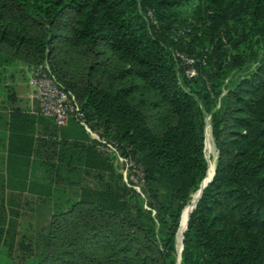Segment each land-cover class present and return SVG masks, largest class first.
Segmentation results:
<instances>
[{
  "label": "trees",
  "instance_id": "16d2710c",
  "mask_svg": "<svg viewBox=\"0 0 264 264\" xmlns=\"http://www.w3.org/2000/svg\"><path fill=\"white\" fill-rule=\"evenodd\" d=\"M262 41L264 0H0V68L47 63L92 130L142 172L146 198L108 183L121 182L111 158L75 119L60 128L4 105L0 254L20 241L24 264H178L183 210L209 175L207 114L217 171L181 264H264V61L222 89ZM170 49L196 59L194 79L181 83ZM61 170L100 186H64ZM27 196L50 218L18 240L15 207Z\"/></svg>",
  "mask_w": 264,
  "mask_h": 264
},
{
  "label": "rangeland",
  "instance_id": "374dc122",
  "mask_svg": "<svg viewBox=\"0 0 264 264\" xmlns=\"http://www.w3.org/2000/svg\"><path fill=\"white\" fill-rule=\"evenodd\" d=\"M142 13V12H141ZM248 55V63L242 67L241 69L233 72L225 81L222 87L223 94L227 91V89L232 88L235 83L244 78L248 77L252 72L255 71L257 65L264 61V41H262L260 45V50H255L254 52H247ZM250 55V56H249ZM194 61V67L197 68V61L195 58L191 57ZM259 62V63H258ZM31 68L24 67L21 65H16L12 67H8L6 69L0 68V107L6 105L8 107L18 106L23 108L24 110H28L29 112L37 111V100L35 102L31 99H34L35 93L29 87V71ZM182 84H184L183 75L180 78ZM15 97V99H14ZM13 98V99H12ZM33 101V102H31ZM205 126L207 127V122L211 124V116L205 115ZM206 127H205V137L206 135ZM212 131V126H211ZM213 137V136H212ZM206 140V139H205ZM214 141V139H213ZM215 153H216V162L218 160V150L216 148V144L214 141ZM205 152L206 159L209 165V162H213L215 160L213 157L209 156L206 150V142H205ZM122 158L126 161H119L117 158H112V165L114 171L117 176L121 178V182L117 179L113 180L108 178V183L114 182L119 184H125L129 188L136 191L141 196V201L145 204L146 198L144 195V184L141 181L136 180L134 176V168L133 162L128 158L122 155ZM212 160V161H211ZM61 177L57 180L58 183H61L64 186L67 185H75L77 188H89V189H97L100 184L99 180L94 175H87L82 172H69L65 170H61ZM209 176V175H208ZM18 205L17 209L19 215L18 217H14V220L18 222V240L25 239L29 240L34 238L39 232L42 225H44L48 219L47 213L40 214L38 210V205L34 201L32 197H24L21 200L17 201ZM20 241H18V246L10 251L8 248H5L3 252L0 254V264H24L23 257H29L27 254L23 256V252L19 249ZM178 258V254H177ZM26 262V261H25Z\"/></svg>",
  "mask_w": 264,
  "mask_h": 264
},
{
  "label": "built area",
  "instance_id": "2783aa9c",
  "mask_svg": "<svg viewBox=\"0 0 264 264\" xmlns=\"http://www.w3.org/2000/svg\"><path fill=\"white\" fill-rule=\"evenodd\" d=\"M145 19L148 21L149 27L159 28V24L152 12H148L145 15ZM183 33L180 31L176 35V39ZM170 53L177 65L178 76L180 78L183 75V78L190 81L197 76V70L194 67L195 61L191 57L176 49H170ZM29 87L35 93L34 99L37 100L38 104L37 111L31 113L53 118L56 125L60 128L66 127L70 119H75L97 143V148L101 153L111 159L117 158L119 161H126L122 158L117 145H114L92 130L76 97L60 85L47 63L30 69ZM133 168L135 172L133 177L143 183L144 175L135 167L134 163Z\"/></svg>",
  "mask_w": 264,
  "mask_h": 264
},
{
  "label": "bare ground",
  "instance_id": "6f19581e",
  "mask_svg": "<svg viewBox=\"0 0 264 264\" xmlns=\"http://www.w3.org/2000/svg\"><path fill=\"white\" fill-rule=\"evenodd\" d=\"M206 150L208 155L213 157L215 160L213 162H209V176L206 178L205 182H209L213 179L216 168H217V162H216V153H215V146H214V141L212 137V131H211V124L210 122H207V127H206ZM212 161V160H211ZM201 189L194 193L191 197L190 203L186 206L182 217H181V222H180V228H179V233H178V243H177V254H178V264H181V254H182V246H183V238L184 234L186 232V229L188 227V222L190 219V215L192 211L194 210L195 206L198 203V200L201 196Z\"/></svg>",
  "mask_w": 264,
  "mask_h": 264
},
{
  "label": "water",
  "instance_id": "95a60500",
  "mask_svg": "<svg viewBox=\"0 0 264 264\" xmlns=\"http://www.w3.org/2000/svg\"><path fill=\"white\" fill-rule=\"evenodd\" d=\"M216 171H217V168H216ZM216 171H215V174H214V177H213V179L211 180V181H209V182H205V180H206V178L204 179V181H203V183L201 184V186H200V189H201V196H200V198H199V200H198V202L200 201V199H201V197H202V195H203V192H204V190L213 182V180H214V178H215V176H216ZM195 208H196V206H195ZM194 208V209H195ZM185 210V209H184ZM184 210H183V212H184ZM194 211V210H193ZM192 211V212H193ZM183 214V213H182ZM187 229H188V227H187ZM187 229H186V231H187ZM183 240H184V238H183ZM183 249H184V247L182 246V252H183ZM182 255V254H181ZM182 258H180V260H181Z\"/></svg>",
  "mask_w": 264,
  "mask_h": 264
},
{
  "label": "crops",
  "instance_id": "0c3cea01",
  "mask_svg": "<svg viewBox=\"0 0 264 264\" xmlns=\"http://www.w3.org/2000/svg\"><path fill=\"white\" fill-rule=\"evenodd\" d=\"M31 100H33L34 102H35V99H31ZM33 101H31V102H33ZM37 103V102H36ZM38 105V104H37ZM70 125V122H69V124L66 126V127H68ZM65 127V128H66Z\"/></svg>",
  "mask_w": 264,
  "mask_h": 264
}]
</instances>
